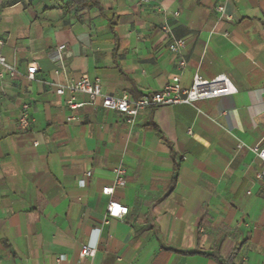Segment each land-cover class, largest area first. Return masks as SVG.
<instances>
[{"label":"crops","instance_id":"crops-1","mask_svg":"<svg viewBox=\"0 0 264 264\" xmlns=\"http://www.w3.org/2000/svg\"><path fill=\"white\" fill-rule=\"evenodd\" d=\"M93 1L0 0V53L16 68L0 79V264H264V162L250 149L264 148V0ZM165 26L184 40L183 70ZM195 74L235 91L133 123L55 92L85 75L137 99ZM109 200L127 214L109 216Z\"/></svg>","mask_w":264,"mask_h":264},{"label":"built area","instance_id":"built-area-1","mask_svg":"<svg viewBox=\"0 0 264 264\" xmlns=\"http://www.w3.org/2000/svg\"><path fill=\"white\" fill-rule=\"evenodd\" d=\"M217 9L218 11H222V7H218ZM163 30L168 36V44L166 48L174 56L176 68L178 70H183L186 65V59L183 55L184 40L182 38L174 37L167 26H165ZM36 71L37 67L35 65H28L26 67V77L28 79H33ZM15 72L16 68L8 63L5 57L0 53V79L12 76ZM66 91L71 95L75 93L86 94L89 98L90 104L95 103V101L99 99L103 108L117 111L126 116L128 123H133L135 116L141 110L149 106L179 103L192 105L196 101L202 99L216 98L231 94L235 91V88L224 75H219L212 79H204L200 75L195 74L189 87H183L180 83L179 76L176 75L173 76L171 81L166 83L161 89L145 93L137 99H132L127 94L120 96L107 95L101 91V85L98 78L90 79L89 77L82 75L78 79H72L64 85H59L55 90L56 94L61 96ZM65 103L72 109L80 105L72 101V96ZM28 110V103H23L18 110L17 122L22 130H26L29 127ZM242 147V143L237 145V149ZM250 149L264 162V148L261 147L259 143L253 145ZM125 172L126 170L123 166H118L114 169L116 175L115 185L123 186L125 184ZM256 178L264 179V168L256 173ZM112 191L113 187L111 186H105L102 188V192L105 194H110ZM106 210L107 214L111 217L123 218L127 214L128 208L115 200H109ZM95 252V246L90 244L83 245L80 249V255L84 257H92Z\"/></svg>","mask_w":264,"mask_h":264},{"label":"trees","instance_id":"trees-1","mask_svg":"<svg viewBox=\"0 0 264 264\" xmlns=\"http://www.w3.org/2000/svg\"><path fill=\"white\" fill-rule=\"evenodd\" d=\"M69 1H71L74 4V6L76 7V9H82V8H84L86 6H89V5L94 4V1L93 0H69ZM174 170H176V167H175ZM197 253H200V254H203V255H207V256H209V255L210 256H214V254L207 253V252L197 251ZM231 256H232V254H231Z\"/></svg>","mask_w":264,"mask_h":264}]
</instances>
